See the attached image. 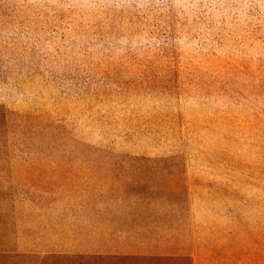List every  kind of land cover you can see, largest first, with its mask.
I'll return each mask as SVG.
<instances>
[{
  "label": "rangeland",
  "instance_id": "obj_1",
  "mask_svg": "<svg viewBox=\"0 0 264 264\" xmlns=\"http://www.w3.org/2000/svg\"><path fill=\"white\" fill-rule=\"evenodd\" d=\"M12 15L37 28L1 37L0 106L7 134L40 138L0 151V205L41 210L0 217L5 264L106 248L264 264V0H17Z\"/></svg>",
  "mask_w": 264,
  "mask_h": 264
},
{
  "label": "trees",
  "instance_id": "obj_2",
  "mask_svg": "<svg viewBox=\"0 0 264 264\" xmlns=\"http://www.w3.org/2000/svg\"><path fill=\"white\" fill-rule=\"evenodd\" d=\"M17 0H0V40H3V38L8 34L10 36H14L17 34V31L14 30V26L18 29L17 26H20V21H16L14 20V15H12V11L15 7ZM27 2L28 0H22ZM45 2V1H43ZM41 3V2H39ZM54 11H52L51 13H53ZM111 15L113 17V15H118V14H114L113 10H111ZM53 16V15H52ZM56 17V15H54ZM123 16V17H120ZM125 13H121L119 14V16L116 19V23L119 22L120 24H123L125 19ZM39 17V16H37ZM52 17H49V19H51ZM48 19V20H49ZM56 19V18H55ZM81 23H85V20L81 21ZM22 24V23H21ZM23 26V24H22ZM22 26H20L19 28H23ZM175 26H177V33L178 36H181V32L180 30L184 29L183 24H175ZM44 27V26H43ZM26 28L25 30V34L30 35L31 30H35L37 27L36 26H31L29 27H24ZM19 30V29H18ZM20 31V30H19ZM126 34H121L118 33V37L119 38H124ZM127 37V36H126ZM150 65V64H149ZM10 117L7 114V112L5 110H3V108H1L0 106V151L1 150H16L18 152H23L25 149H34L37 140L40 138V136H38L39 134H7V130L9 128V124H10ZM65 135L67 134H61L62 138L65 137ZM65 139V138H64ZM112 161V160H110ZM122 162H110V163H104V164H127V165H134V164H138L139 162H137L136 159L132 158L131 160L126 159L123 160L121 159ZM131 161V162H129ZM83 164V163H80ZM35 167V166H34ZM59 168H57L58 170ZM58 174L61 176V178H64L66 176H68L70 178V174H68L67 172L63 173L58 172ZM2 177V172H0V178ZM52 181V180H51ZM1 182V179H0ZM56 183V182H55ZM2 189V185L0 183V200L4 201L6 198L2 197L1 192ZM9 190V188H8ZM12 193V192H10ZM11 195V194H10ZM100 198V195L99 197ZM98 201H101V199H97ZM31 202V203H30ZM35 205V206H32ZM36 204H32V199L31 198H25L24 200H22L20 203H18L16 206L12 205V207H8L6 205H0V217H16L19 214H23L25 212H33L36 213L37 211L41 210L40 206L36 207ZM49 209V208H48ZM57 218V217H56ZM35 221V220H34ZM59 228L61 227H65L70 228L71 224L68 223V221H61L58 220V223H56ZM79 225V224H78ZM46 226H43V229L45 231H49L50 230V226L48 225L46 228ZM49 229V230H48ZM115 232H113V236L115 238H120L122 233H132L133 229H131L130 226L126 227V228H118L114 230ZM128 231V232H127ZM134 237V236H133ZM145 251V252H143ZM121 250L120 248H106V249H102V250H88L87 252H77L76 250L72 251V250H62V249H48V250H44L43 252H46V260H50L52 259L54 263L57 264H123L125 262H127V264H139L137 263V261L140 257H149L150 255H152L153 253L150 254V252H148L147 250ZM40 251H30V252H15V254H23V255H13V256H28V257H32L35 256V258H37V255L35 254H39ZM8 253H10V250L6 249V248H0V263L1 264H5L6 260H9V258L12 255H9ZM140 256V257H139ZM155 257H158V255H154ZM173 256V255H172ZM171 255L169 257H172ZM163 257V256H162ZM232 262H221V263H214V264H242L241 260H231ZM146 263V262H145ZM148 264V263H146ZM191 264V263H190ZM201 264H211V261L209 262H204ZM249 264H261V262H250ZM263 264V263H262Z\"/></svg>",
  "mask_w": 264,
  "mask_h": 264
}]
</instances>
